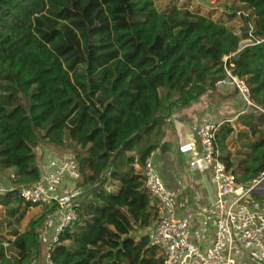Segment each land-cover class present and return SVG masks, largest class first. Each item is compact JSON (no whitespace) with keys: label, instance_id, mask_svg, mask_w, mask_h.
Listing matches in <instances>:
<instances>
[{"label":"trees","instance_id":"obj_1","mask_svg":"<svg viewBox=\"0 0 264 264\" xmlns=\"http://www.w3.org/2000/svg\"><path fill=\"white\" fill-rule=\"evenodd\" d=\"M235 1L252 13L251 35L200 12L159 11L157 0H0V171L14 170L17 187L0 207L12 218L14 205L36 208L19 191L41 179L40 140L69 144L80 169L77 220L52 249L55 264H162L148 235L135 236L159 220L145 165L162 126L174 110L221 90L227 72L246 81L264 111V0ZM244 40L253 45L240 50ZM240 120L247 151L237 165L222 159L243 185L264 174V113ZM232 132L220 128L221 153ZM43 226L30 223L1 244L0 264H37Z\"/></svg>","mask_w":264,"mask_h":264},{"label":"built area","instance_id":"obj_2","mask_svg":"<svg viewBox=\"0 0 264 264\" xmlns=\"http://www.w3.org/2000/svg\"><path fill=\"white\" fill-rule=\"evenodd\" d=\"M216 87L237 90L244 104L258 110L251 101L245 80L227 72L226 78ZM223 125V121L205 116L196 126L201 158L209 169L215 187L214 240L207 249L194 242L190 220L176 216L172 196L154 168V153L146 161V188L159 204V220L148 237L163 259L162 264H239L237 252L240 248L249 249L259 263L264 264V211L252 197L254 188L243 189L238 183V176L227 168L222 159L217 135ZM79 179L80 169L74 159L54 157L46 163L38 183L19 191L21 199L32 206L57 207L55 215H59V221L48 245L45 264H55L51 251L59 243L63 230L77 220L73 206L80 193L72 185ZM262 180L264 174L254 182L255 185Z\"/></svg>","mask_w":264,"mask_h":264},{"label":"rangeland","instance_id":"obj_3","mask_svg":"<svg viewBox=\"0 0 264 264\" xmlns=\"http://www.w3.org/2000/svg\"><path fill=\"white\" fill-rule=\"evenodd\" d=\"M156 6L159 11L162 12L176 6L191 12H200L203 15H210L216 21H224L228 27L234 28L240 36L245 34L251 35L253 33L254 24L252 13L241 8L235 0H157ZM252 45V41L244 40L240 44V50ZM1 85L6 86L5 83ZM21 100L25 102L23 99ZM196 103H201L205 109L203 114L199 117L212 116L217 120L223 121L225 126H229L233 130L225 141L226 150L222 152V156H229L231 162L237 165L240 156L245 152L241 142L243 138L240 136L242 134L249 135L247 128L243 126L240 119L247 114H251L253 111L261 112L262 109L258 108L257 110L243 104L236 91L231 89L211 91ZM36 151L39 157L40 167H42L44 161L47 163L51 158H54V156H59V158L69 157L72 159L75 157L73 154L74 149L73 147L70 149L69 144H66L65 147L55 148L48 145L46 141L40 140ZM15 174L14 170L0 171L1 197L10 195L17 190V187L14 185L16 179ZM187 178L189 179L187 176L185 180L182 179L180 181L183 187L188 185ZM241 186L243 189L254 188V191L257 193L256 195L264 199V180L257 185L253 182ZM188 189L189 187L187 186L184 190V195L192 197ZM253 199L260 204V208L264 211V203H261V201L256 198ZM13 207L20 209L15 218L10 217L6 209L0 207V245L8 244V242L14 239L16 234L26 231L30 223L40 221L44 224V228L40 230L39 233L43 255L37 264H45L46 253L44 245H47L46 248L48 249L50 239L53 235L50 230L54 228L53 223L55 224L58 221L56 220V216H53L55 213L52 215L46 211V209L39 207L33 209H27L25 206L19 207L17 205ZM23 213L24 217L21 218ZM146 233L149 235L151 230L147 232H138L135 236L140 237L146 235ZM8 255L12 257L15 255V252L11 250L8 252ZM158 256H160L159 253ZM255 257V255L248 253V256H246L241 264H260Z\"/></svg>","mask_w":264,"mask_h":264},{"label":"crops","instance_id":"obj_4","mask_svg":"<svg viewBox=\"0 0 264 264\" xmlns=\"http://www.w3.org/2000/svg\"><path fill=\"white\" fill-rule=\"evenodd\" d=\"M204 110L201 103L191 104L185 109L174 110L161 128L164 138L154 153L152 162L172 196L176 216L187 217L190 220L194 242L202 249H207L211 247L214 240L212 220L215 187L209 169L201 158V147L196 136V126L203 118L199 116L203 114ZM244 141L245 139H242L241 142L245 150L244 153H246ZM242 155H239V161L242 159ZM45 165L46 162H43L42 170ZM137 169L141 171V169ZM187 176L189 177V179L187 178L188 191L191 192L192 197L184 195L187 186L183 187L180 182ZM57 224L58 221L53 223L54 228L50 232L53 233ZM146 235L148 234L146 233ZM46 247L47 245H44L45 253H47ZM248 253L252 254L253 252L247 248H240L237 252L239 264L245 260Z\"/></svg>","mask_w":264,"mask_h":264},{"label":"water","instance_id":"obj_5","mask_svg":"<svg viewBox=\"0 0 264 264\" xmlns=\"http://www.w3.org/2000/svg\"><path fill=\"white\" fill-rule=\"evenodd\" d=\"M257 193H256V191H253V195H256ZM262 198V197H261Z\"/></svg>","mask_w":264,"mask_h":264}]
</instances>
